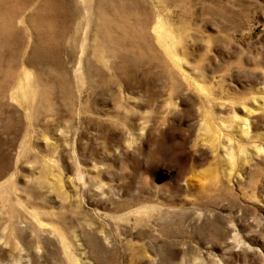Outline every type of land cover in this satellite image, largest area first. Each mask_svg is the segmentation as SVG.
Instances as JSON below:
<instances>
[{"label": "rangeland", "instance_id": "1", "mask_svg": "<svg viewBox=\"0 0 264 264\" xmlns=\"http://www.w3.org/2000/svg\"><path fill=\"white\" fill-rule=\"evenodd\" d=\"M0 264H264V0H0Z\"/></svg>", "mask_w": 264, "mask_h": 264}]
</instances>
